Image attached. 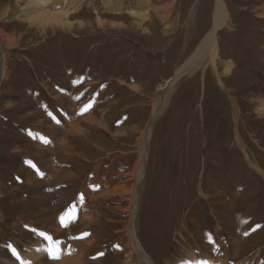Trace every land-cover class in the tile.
I'll list each match as a JSON object with an SVG mask.
<instances>
[{
	"label": "rangeland",
	"instance_id": "1",
	"mask_svg": "<svg viewBox=\"0 0 264 264\" xmlns=\"http://www.w3.org/2000/svg\"><path fill=\"white\" fill-rule=\"evenodd\" d=\"M67 1L65 16L30 17L26 1L0 0V264H148L131 226L152 264H264V0H225L215 67L204 58L179 76L215 0H152L137 14L135 0L119 12ZM84 120L62 165L51 147ZM38 143L49 150L26 156ZM57 171L72 177L53 182Z\"/></svg>",
	"mask_w": 264,
	"mask_h": 264
},
{
	"label": "bare ground",
	"instance_id": "2",
	"mask_svg": "<svg viewBox=\"0 0 264 264\" xmlns=\"http://www.w3.org/2000/svg\"><path fill=\"white\" fill-rule=\"evenodd\" d=\"M20 1L22 0H17V3H19ZM26 1L25 3V8H22L26 11L27 14H30V17H32V14L34 13H37L39 11H43L42 12V15H46L44 12L45 11H49V9H53L57 12L54 13V15H56L57 13L58 14H62L63 16L66 15V12L68 11V7L67 6V3L68 1L67 0H24ZM124 0H105L104 3H103V8L105 7V9L107 10H110V11H113V10H118L119 12V9L121 7H125L127 10H131L130 9V3L128 1L126 2H123ZM130 1V0H129ZM137 4L136 5V10L134 11L135 14H137V11L142 8V10H144V7H147V6H152V0H135ZM174 1V0H172ZM181 1V0H180ZM201 1V0H200ZM203 1V0H202ZM229 5L233 4L232 0H227ZM103 2V1H102ZM64 3L66 4L67 8L64 6ZM178 5V7H183L184 4H182L181 2H177L176 3ZM18 5V4H17ZM16 5V6H17ZM60 5V6H59ZM156 6V5H155ZM167 11H169L171 9V4L170 3H165L163 5ZM228 5L226 4L225 0H215V4H214V11L212 13V19H211V23H212V26L211 28L209 29V31L206 33L205 35V38L201 41L199 47L196 49L195 53L190 57V59L187 60L186 64L184 66H182L178 71H177V76H179V74H181L183 71L185 70H188V69H192L198 65H200L202 63V59L204 58H208L209 59V62H210V65L214 68L215 66V61L217 60L218 58V46L216 44V34L219 30H227L229 29L230 27V23H228L227 19H226V14H225V7H227ZM23 7V6H22ZM60 7V8H59ZM187 8V7H186ZM66 9V10H64ZM157 11V10H156ZM155 11V12H156ZM201 11V10H200ZM199 11V12H200ZM166 12V11H165ZM39 14V13H38ZM138 16V15H136ZM132 17V16H131ZM167 17V13L166 15L164 16H160L161 19H165ZM37 19H40L39 15H37L36 17ZM142 18V17H140ZM133 19V18H132ZM145 18L143 17L142 20H144ZM2 35V34H1ZM1 38H3L1 36ZM1 38H0V58H1V73H0V77L2 78L5 74L4 72V53H3V45H2V41H1ZM4 40V39H3ZM5 50V49H4ZM225 63V68H224V71L225 72H229L230 69H232V62L230 61H226L224 62ZM217 72V71H216ZM218 74V73H217ZM4 78V77H3ZM218 79V78H217ZM3 80V79H2ZM220 80V79H219ZM220 82V85H221V82L222 81H219ZM167 83V82H166ZM172 83V81H170V83L167 85L169 86L170 84ZM166 86V87H167ZM221 89V88H220ZM166 88L162 89L157 97V102L159 103L160 100L164 99V95H165V92H166ZM77 91V90H76ZM76 93V92H75ZM225 94V93H224ZM223 95V94H222ZM229 95V94H228ZM70 100V99H69ZM232 103V101H231ZM235 103V102H234ZM159 105L155 104L154 105V111L156 112L158 110V107ZM76 107V106H75ZM99 107V106H98ZM233 107V119H234V122H237V107L235 105L232 106ZM82 108V107H81ZM156 109V110H155ZM262 114H264V111L262 110ZM157 114V112L155 113ZM155 116V115H154ZM153 116V119L149 122L148 126H147V129L145 130V132L143 133L142 135V143L141 144V147L140 148V158H139V161H138V164L136 166V169H135V172H134V176L135 177V185L133 184L132 186H130V189H129V194H133L135 195L136 197V186H138V181L141 179V177L143 176L144 174V169H145V166H146V160L148 159L147 158V155H148V145H149V142H150V134L152 132V129H153V126H154V123H155V120H156V116L154 117ZM84 118V117H82ZM80 119V118H79ZM77 119V120H79ZM108 119V118H107ZM81 120V119H80ZM43 121V120H42ZM45 121V120H44ZM47 122V121H45ZM78 122V121H77ZM49 122H47L48 124ZM68 123V122H67ZM87 124L88 122L84 120V122L82 121H79L78 124H76L75 122L74 123H70L67 124L69 125L68 129L65 131V137H64V141L62 142L61 141V144H57V141L54 142V146L51 147V148H54L53 149V152H54V155H56L55 159H57L62 165L63 164H66L67 165H71V159H73L74 155H75V152L73 150H71L70 148L72 147L73 148V145H74V142L75 141H78V140H81L83 136L80 135V133L84 132V129L86 131V134L91 130V128L87 127ZM89 124H91V121L89 122ZM48 126V125H47ZM47 128V127H46ZM53 128V127H51ZM47 129L49 131H51L49 134H53V130L54 129ZM38 129V128H37ZM42 130V129H41ZM89 130V131H88ZM53 132V133H52ZM46 133V132H45ZM64 136V135H63ZM51 137V136H50ZM52 138V137H51ZM237 140V139H236ZM241 147V149L244 148V144H242V141H240V139L237 141ZM52 145V144H51ZM56 145V147H55ZM50 148V150H51ZM250 148V147H249ZM44 147L40 146V144H38V146H33L31 145L30 147L26 148L25 151H26V156H28L29 154L33 157H41V151H43ZM46 150H49V149H46ZM83 158H87V156H85V154H83ZM56 160V162H57ZM248 161V159H247ZM100 162V161H99ZM98 162V163H99ZM73 165V164H72ZM253 168H256L257 170V167H253ZM56 169V168H55ZM58 169V168H57ZM72 169V168H71ZM69 170V169H68ZM255 170V169H254ZM260 171V170H259ZM60 171H57L56 175L53 176V182L54 181H58L59 179V173ZM261 172V171H260ZM63 174L66 178H70L72 177V173L68 175L64 174L63 171L60 172V175ZM63 176V177H64ZM132 177V175H131ZM132 177V179H133ZM264 177V175H263ZM134 180V179H133ZM66 181V180H65ZM69 181V180H67ZM63 183V182H62ZM106 183V182H105ZM112 184V182H110ZM110 189V188H109ZM115 189V188H114ZM119 189V188H118ZM113 190V188H112ZM116 191V190H115ZM125 191V190H124ZM135 192V193H134ZM110 193V191H109ZM120 193V191H119ZM125 193V192H124ZM127 193V192H126ZM202 193V192H201ZM128 194V193H127ZM115 195V194H114ZM132 196V195H131ZM205 196V195H204ZM242 196V195H241ZM112 197V196H111ZM240 197V196H239ZM238 197V198H239ZM132 206V205H131ZM132 211V214L134 213L135 211V204H133L132 206V209H130ZM27 212V211H26ZM90 216V215H89ZM134 216V214H133ZM131 217L132 219V223H133V219L134 217ZM92 221V220H91ZM131 229V233H130V240L127 241L128 244H129V247L133 250H135V253L137 254V256L139 257V260H141V263L142 261H145L146 263L148 264H152L153 262L150 261V259L148 258V255L143 251L144 249H142L143 247H141V245L139 244V241L137 240L136 238V234L134 233V231L132 230L133 227L131 226L130 227ZM53 231H56V229H53ZM128 232V231H127ZM244 242V241H243ZM233 244V243H232ZM132 246V247H131ZM247 247V246H246ZM127 248V247H126ZM129 249V248H128ZM132 250V251H133ZM47 251V250H46ZM130 251V250H128ZM242 251V250H241ZM48 252V251H47ZM71 254V253H70ZM69 254V256H70ZM72 255V254H71ZM49 256V255H48ZM83 256V255H82ZM40 257V256H39ZM85 257V256H84ZM137 257V259H138ZM188 257V256H187ZM29 258V257H28ZM37 258V257H35ZM73 258V257H72ZM75 258H78L77 256ZM135 258V257H134ZM48 259V258H47ZM52 259V258H51ZM67 258L66 261L62 262V264H81L79 260H74V261H71L72 259H69ZM130 259V258H129ZM131 259L133 260V257H131ZM130 259V260H131ZM64 260V259H63ZM62 260V261H63ZM81 260V258H80ZM131 260L132 264H136L135 261L133 263V261ZM193 259H191V262H192ZM137 261V260H136ZM194 261V260H193ZM204 261V260H203ZM56 262V261H55ZM128 263V261H126ZM188 262V261H187ZM130 263V262H129ZM179 263H182V262H179ZM59 264V263H58ZM61 264V263H60ZM145 264V263H144ZM194 264V263H193Z\"/></svg>",
	"mask_w": 264,
	"mask_h": 264
},
{
	"label": "snow or ice",
	"instance_id": "3",
	"mask_svg": "<svg viewBox=\"0 0 264 264\" xmlns=\"http://www.w3.org/2000/svg\"><path fill=\"white\" fill-rule=\"evenodd\" d=\"M61 220H63V217H61ZM41 235H43V233H41ZM46 239H47V237H45ZM205 264H206V262H205Z\"/></svg>",
	"mask_w": 264,
	"mask_h": 264
},
{
	"label": "crops",
	"instance_id": "4",
	"mask_svg": "<svg viewBox=\"0 0 264 264\" xmlns=\"http://www.w3.org/2000/svg\"><path fill=\"white\" fill-rule=\"evenodd\" d=\"M39 144V143H38ZM43 147V146H42Z\"/></svg>",
	"mask_w": 264,
	"mask_h": 264
}]
</instances>
